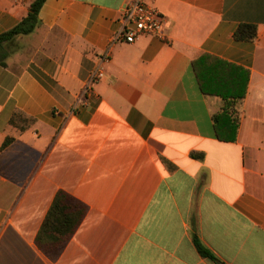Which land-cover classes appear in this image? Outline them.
I'll return each instance as SVG.
<instances>
[{
	"label": "crops",
	"instance_id": "1",
	"mask_svg": "<svg viewBox=\"0 0 264 264\" xmlns=\"http://www.w3.org/2000/svg\"><path fill=\"white\" fill-rule=\"evenodd\" d=\"M33 1L0 0V35ZM132 1L46 0L35 31L4 44L0 264H264V0H148L164 36L115 44L82 96ZM241 24L257 37L235 38ZM204 53L251 72L235 141L217 137L224 100L192 65ZM16 113L33 123L22 130ZM59 191L87 214L66 244L42 248Z\"/></svg>",
	"mask_w": 264,
	"mask_h": 264
},
{
	"label": "trees",
	"instance_id": "2",
	"mask_svg": "<svg viewBox=\"0 0 264 264\" xmlns=\"http://www.w3.org/2000/svg\"><path fill=\"white\" fill-rule=\"evenodd\" d=\"M46 0H34L29 12L15 27L0 35V64L6 65L4 44L17 35H27L40 25V10ZM257 27L252 24H241L235 33L239 40H254ZM201 90L208 95L223 98L224 105L220 112L213 115L217 137L222 141H235L238 135L240 117L237 113V102L246 96L250 79V70L217 56L204 53L192 62ZM18 120L23 130L33 123L34 119L16 113L12 123ZM12 138H7L4 146ZM202 157V155H200ZM87 214V206L71 196L59 191L38 233V244H54L62 247L76 233ZM194 244L201 256L220 263L218 256L194 234Z\"/></svg>",
	"mask_w": 264,
	"mask_h": 264
},
{
	"label": "built area",
	"instance_id": "3",
	"mask_svg": "<svg viewBox=\"0 0 264 264\" xmlns=\"http://www.w3.org/2000/svg\"><path fill=\"white\" fill-rule=\"evenodd\" d=\"M166 30V17L148 0H133L123 12L120 30L112 37L110 48L100 56V63L90 75L82 96L93 90L96 82L105 76L104 64L111 59L112 47L117 43H133L141 35L150 34L163 37Z\"/></svg>",
	"mask_w": 264,
	"mask_h": 264
}]
</instances>
